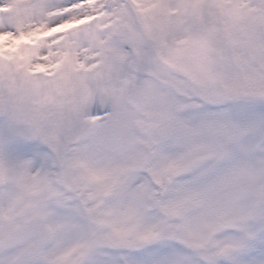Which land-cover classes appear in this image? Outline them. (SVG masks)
Returning a JSON list of instances; mask_svg holds the SVG:
<instances>
[{
	"label": "snow or ice",
	"instance_id": "obj_1",
	"mask_svg": "<svg viewBox=\"0 0 264 264\" xmlns=\"http://www.w3.org/2000/svg\"><path fill=\"white\" fill-rule=\"evenodd\" d=\"M0 264H264V0H0Z\"/></svg>",
	"mask_w": 264,
	"mask_h": 264
}]
</instances>
